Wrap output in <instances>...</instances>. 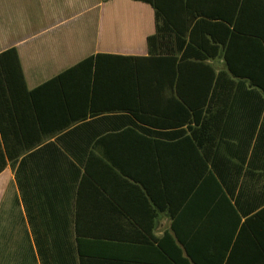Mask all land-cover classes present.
I'll use <instances>...</instances> for the list:
<instances>
[{
	"label": "crops",
	"instance_id": "1",
	"mask_svg": "<svg viewBox=\"0 0 264 264\" xmlns=\"http://www.w3.org/2000/svg\"><path fill=\"white\" fill-rule=\"evenodd\" d=\"M237 1L177 0L168 15L231 22ZM154 30L153 9L133 0H0V53L15 49L24 81L0 86V264L264 261L263 93L207 113L196 95L194 122L177 94L199 86L192 60L179 79L102 64L94 95L73 77L26 93L97 54L145 57ZM242 35L232 62L264 85V43ZM206 63L225 70L221 51Z\"/></svg>",
	"mask_w": 264,
	"mask_h": 264
},
{
	"label": "trees",
	"instance_id": "2",
	"mask_svg": "<svg viewBox=\"0 0 264 264\" xmlns=\"http://www.w3.org/2000/svg\"><path fill=\"white\" fill-rule=\"evenodd\" d=\"M148 4L154 11V33L146 38L147 56L145 57H125L114 55H101L88 57L75 65L74 67L57 75L42 86L32 90L26 91L30 98L48 85L63 86L62 81L66 77H73L82 80L83 88L86 83H91L92 92L96 89V80L101 71L102 64L107 65V71L103 73L116 74L119 67V74L123 77L129 76L133 70L135 77H148L150 72H158L161 77L171 76L179 79L184 71L180 63L184 60L190 64L189 72L200 82L198 87H195L190 93L189 101L182 98L177 91L180 105L184 110L190 111L191 120L194 122L196 118L195 106L192 105V98L196 100V95H202L204 101L199 105V112H208L213 110L214 105L217 104L223 110L234 109L242 103L236 100V95H240L241 90L245 89L247 94H254L260 92L264 94V85L256 83V75L252 68L245 69L242 65H234L232 58H237L236 53L232 51V43L235 39L238 43H243L245 35L252 34L248 41L249 43H256L258 40L264 43V0H238L236 5V16L233 21H221L213 19V21H206L202 17L195 16L191 19L182 21L173 16L168 15V11L173 9L177 4V0H133ZM180 1V0H178ZM173 18V19H172ZM201 18V19H196ZM249 19L251 21V29L242 28V21ZM223 37H220V34ZM252 38V39H251ZM253 45V44H249ZM193 47L199 51V55H190L186 59L188 52L186 48ZM184 49V50H183ZM216 51H221L225 70L217 73L213 68L206 63L213 59ZM185 55V57H184ZM235 56V57H234ZM101 64V65H100ZM186 69V68H185ZM141 72V74H139ZM259 76V75H258ZM226 78L227 84H221L220 80ZM236 80V81H233ZM91 81V82H89ZM24 87L23 76L20 69V64L14 48H10L0 53V86L4 91L12 93L17 90V86ZM88 85V84H87ZM220 96L221 100L215 102L214 97ZM92 101V100H91ZM217 101V100H216ZM245 104V103H244ZM243 104V106H244ZM262 108V103L259 110ZM210 116H205L199 124L200 128L209 126ZM225 121V119H222ZM88 175L86 167H84L83 175ZM94 188L100 190V182L93 181ZM261 212L255 214L251 219L245 220L239 228L237 237L240 238L242 229L250 225V221L255 218L260 219ZM247 223V224H246ZM260 248V247H259ZM231 252L225 260L219 264H264V261H235L232 260ZM225 258V254H223Z\"/></svg>",
	"mask_w": 264,
	"mask_h": 264
}]
</instances>
